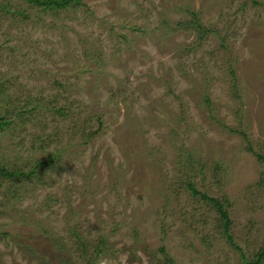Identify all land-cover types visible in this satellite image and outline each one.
<instances>
[{"label":"rangeland","instance_id":"obj_1","mask_svg":"<svg viewBox=\"0 0 264 264\" xmlns=\"http://www.w3.org/2000/svg\"><path fill=\"white\" fill-rule=\"evenodd\" d=\"M0 113V264L264 246V0H0Z\"/></svg>","mask_w":264,"mask_h":264},{"label":"trees","instance_id":"obj_2","mask_svg":"<svg viewBox=\"0 0 264 264\" xmlns=\"http://www.w3.org/2000/svg\"><path fill=\"white\" fill-rule=\"evenodd\" d=\"M71 0H34V2H36L37 4L40 5H46V6H57V7H65L68 6V4L70 3ZM11 123V120H9L8 118H6L4 115H2L0 113V127H4L5 125ZM259 157L262 159H264V157L261 155H259ZM3 174H8V175H14V172H10V171H5L2 167H0V175ZM1 181V180H0ZM264 182V181H262ZM1 185V182H0ZM189 186H191L193 188L194 191L196 192H201V194L208 199V201L212 202V204L217 208V210L219 211L220 215L222 216V224H223V229H224V233L227 236L226 238L231 241L232 240V235L229 231V225H230V218L229 215L227 213L226 209H223V204L220 201V199L217 196L214 195H210L204 191H200L199 189H197L192 183H189ZM102 248V247H100ZM242 253V252H241ZM243 256V253H242ZM264 258V246L262 248H260V250L254 255V257H251L249 259H246V261L248 262V264H262V259Z\"/></svg>","mask_w":264,"mask_h":264}]
</instances>
